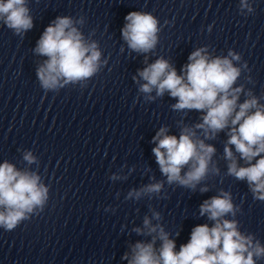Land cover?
I'll return each instance as SVG.
<instances>
[{"label": "clouds", "instance_id": "clouds-1", "mask_svg": "<svg viewBox=\"0 0 264 264\" xmlns=\"http://www.w3.org/2000/svg\"><path fill=\"white\" fill-rule=\"evenodd\" d=\"M240 6L241 10L253 11L247 0H241ZM0 20L17 34L33 27L26 0H0ZM125 20L122 36L129 48L139 53L153 50L157 44L158 20L150 13L138 11L128 13ZM35 51L48 57L37 70L44 90H57L68 83L87 80L100 67L101 52L96 42L86 43L70 17H58L49 25ZM228 56L231 59L209 58L206 48H198L188 57L190 62L182 69L183 75H178L163 58L139 72V77L145 81L140 85L142 93H151L155 89L156 96L161 97L168 92L177 100L172 105L173 110L206 113L201 123L182 128L178 138L168 135V129L162 127L153 137L158 143L152 152L168 184L177 183L195 190L210 172L219 174L218 167L212 165L210 168L215 147L200 139L197 131H201L205 139H212L228 128L229 138L224 147V158L229 161L227 175L246 180L253 199L264 202V105L250 93V98L238 104L243 86L233 85L241 75V69L232 61H238L240 56L232 51ZM230 146L235 147L246 166H239ZM23 158L29 164L37 163V157L31 151L25 152ZM185 166L189 169L181 175ZM40 179L35 172L19 171L7 161L0 164V227L12 231L29 219L35 209L43 210L49 189L40 183ZM162 187L160 182L151 183L139 191L129 192L128 197L139 199L141 195L159 194ZM238 211L230 192L221 190L219 195L205 200L200 206V215L207 214L215 221L214 225L194 227L188 243L181 245L179 251L175 250V241L163 227L150 226L151 221L145 217L144 225L149 234L159 229L161 247L158 252L154 248L156 237L151 243H136L129 264H256L254 257H264V246L252 235L238 231V221L234 219ZM229 215L233 219L224 218ZM153 217L159 220L160 214L154 212ZM136 231L140 232V229Z\"/></svg>", "mask_w": 264, "mask_h": 264}]
</instances>
